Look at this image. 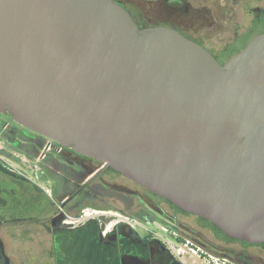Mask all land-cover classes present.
<instances>
[{
    "label": "water",
    "instance_id": "1",
    "mask_svg": "<svg viewBox=\"0 0 264 264\" xmlns=\"http://www.w3.org/2000/svg\"><path fill=\"white\" fill-rule=\"evenodd\" d=\"M0 113L264 244V32L220 64L113 0H0Z\"/></svg>",
    "mask_w": 264,
    "mask_h": 264
},
{
    "label": "flooded vegetation",
    "instance_id": "2",
    "mask_svg": "<svg viewBox=\"0 0 264 264\" xmlns=\"http://www.w3.org/2000/svg\"><path fill=\"white\" fill-rule=\"evenodd\" d=\"M113 1L128 12L139 29L169 27L204 48L205 45L192 36L199 32L198 28H193V21L247 22L246 26H239L242 29L233 30L237 38L264 25V0H172L167 5H180V21L175 23L167 19L154 26L139 21L142 16H136L127 0ZM227 60L218 62L224 64ZM0 145V203H5L0 204L1 213L9 200L13 203L17 200L14 195L15 199H8V180L16 181L22 191L25 183L30 184L27 177L4 167L3 159L8 156L5 152L12 149L17 153V156L10 157L14 163L25 156L33 157L36 163L46 160L47 153L56 157L49 170L62 182L63 188L54 193L55 201L49 197V190L35 183L27 185L33 195L29 201L37 203L39 213L34 211L22 219H12V223L0 222V228L26 224L37 226L32 235L34 239L49 241L50 256L63 261L80 258L82 264H185L180 258L179 246L183 245L196 257L191 264H249V249L259 250L261 254L258 256L264 259V244H248L226 236L210 222L180 210L104 163L62 147L17 124L6 113H0ZM42 197L45 203L40 204ZM20 198H23L22 194ZM110 199L120 201L130 211L129 214L123 211L127 214L125 220L111 223L114 215L106 212L112 209L101 205ZM84 208H95L98 212L91 216L84 213ZM169 242L176 247H171ZM213 255L218 263L210 261L209 257ZM4 259L0 239V264H5ZM250 264H259V259L252 258Z\"/></svg>",
    "mask_w": 264,
    "mask_h": 264
},
{
    "label": "rangeland",
    "instance_id": "3",
    "mask_svg": "<svg viewBox=\"0 0 264 264\" xmlns=\"http://www.w3.org/2000/svg\"><path fill=\"white\" fill-rule=\"evenodd\" d=\"M167 2L171 3L172 0H127L130 9L134 11L136 16H142V20H140V17L138 20L143 21L148 26L162 24L167 19H172L175 23L180 21V5L176 4L170 6V4L167 5ZM241 25L246 26L247 22L193 21V28L195 26L196 29L198 28L199 32L194 33L192 36L202 42V44L205 45V48L209 49V51L217 58V61L222 62L240 52L254 37L253 34L257 33V31H264L263 25L254 29L255 31L253 30L251 34L247 33L237 38L235 33H233V30L242 29L239 27ZM1 146L2 145H0V147ZM5 153V156H8H4L5 158L2 157L4 158V167L10 169L16 175H23V177H27L30 181V184L25 183L26 185L24 191H22V189L20 190V185L18 186L16 181L8 180L6 183V185H8V199H15L14 196H16L17 200L15 203H13L12 200L8 201L7 208L3 211V213L0 212V216H2L0 217V222L12 223V219H22L27 214L39 213V209L36 207L37 203L29 201L33 195L29 191L31 189L27 187V185L35 183L40 187H43L44 190H49L51 193L49 197L54 201V193L61 190L63 187L62 182L57 180L58 177L52 176L51 171L49 170L51 161L56 159L55 156L51 157V154L47 153V159L38 163L35 162L33 157L25 156L24 159L19 156L21 157V161L19 160V162L14 163L10 160V157H13L14 155L17 156V153H14L12 149H8ZM21 194L25 200L20 198ZM42 202L45 203V198L43 197L39 203L42 204ZM101 205L112 209L111 211L106 212L114 215L113 219H111V223L117 222V220H125L127 214L130 212L129 210H126L120 201L115 199L105 200V202H101ZM11 208L16 209L12 210ZM14 210L16 212H14ZM123 211L127 214L123 213ZM96 212L98 211L95 208H84V213H88L89 215L91 214V216H94ZM186 222H188V220ZM11 226L0 228V239L4 251L5 264H82V260L80 258L71 261H63L61 258L59 259L48 255L49 250L51 251L49 241L44 238L34 239L35 237L32 234L34 229L37 228L34 224H26L19 227L13 225ZM168 244L171 247H176L170 242ZM179 247L180 258L185 264H191L192 260L196 258L193 252L189 251L183 245H180ZM258 254H261L259 250H248L250 258L249 264L251 263L252 258L259 259V264H262V262L264 264V261H262L264 259L262 258L261 260V255L258 256ZM190 255H192V257H190ZM213 256L214 257L212 258L216 259L215 255Z\"/></svg>",
    "mask_w": 264,
    "mask_h": 264
},
{
    "label": "built area",
    "instance_id": "4",
    "mask_svg": "<svg viewBox=\"0 0 264 264\" xmlns=\"http://www.w3.org/2000/svg\"><path fill=\"white\" fill-rule=\"evenodd\" d=\"M209 259H210L211 262L218 263V262H217V259H214V258H212V257H209Z\"/></svg>",
    "mask_w": 264,
    "mask_h": 264
},
{
    "label": "trees",
    "instance_id": "5",
    "mask_svg": "<svg viewBox=\"0 0 264 264\" xmlns=\"http://www.w3.org/2000/svg\"><path fill=\"white\" fill-rule=\"evenodd\" d=\"M263 31H261L260 33H262ZM214 226V225H213ZM215 227V226H214ZM216 228V227H215ZM217 229V228H216ZM218 230V229H217Z\"/></svg>",
    "mask_w": 264,
    "mask_h": 264
}]
</instances>
